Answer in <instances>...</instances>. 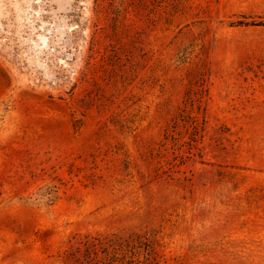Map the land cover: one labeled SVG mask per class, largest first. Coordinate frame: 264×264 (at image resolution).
<instances>
[{"label": "rangeland", "instance_id": "obj_1", "mask_svg": "<svg viewBox=\"0 0 264 264\" xmlns=\"http://www.w3.org/2000/svg\"><path fill=\"white\" fill-rule=\"evenodd\" d=\"M0 264H264V0H0Z\"/></svg>", "mask_w": 264, "mask_h": 264}]
</instances>
